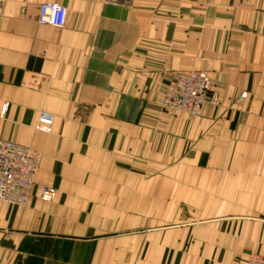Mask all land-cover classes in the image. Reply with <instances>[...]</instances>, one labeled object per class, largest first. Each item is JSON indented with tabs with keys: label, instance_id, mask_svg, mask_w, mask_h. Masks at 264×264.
Wrapping results in <instances>:
<instances>
[{
	"label": "crops",
	"instance_id": "obj_1",
	"mask_svg": "<svg viewBox=\"0 0 264 264\" xmlns=\"http://www.w3.org/2000/svg\"><path fill=\"white\" fill-rule=\"evenodd\" d=\"M178 72L216 105L163 111ZM0 139L41 157L28 204L0 202V264L264 256V0H0Z\"/></svg>",
	"mask_w": 264,
	"mask_h": 264
},
{
	"label": "built area",
	"instance_id": "obj_2",
	"mask_svg": "<svg viewBox=\"0 0 264 264\" xmlns=\"http://www.w3.org/2000/svg\"><path fill=\"white\" fill-rule=\"evenodd\" d=\"M67 9L57 3L42 4L38 9L37 24L45 27L62 28ZM245 97V94L242 95ZM217 95L212 92L209 77L203 72H178L172 75L160 107L163 111L182 114L187 117L199 116L205 104L216 105ZM53 124L50 114L42 113L37 121L39 131L49 133ZM40 155L27 147L0 139V202L11 207L28 204L35 184ZM56 191L43 187L41 201L49 202ZM245 264H264V256L253 254Z\"/></svg>",
	"mask_w": 264,
	"mask_h": 264
},
{
	"label": "rangeland",
	"instance_id": "obj_3",
	"mask_svg": "<svg viewBox=\"0 0 264 264\" xmlns=\"http://www.w3.org/2000/svg\"><path fill=\"white\" fill-rule=\"evenodd\" d=\"M187 205H189V203H182V204H180V207L179 208L182 210V212H187V211L190 210V207L187 206ZM174 220L175 219H172V221H174ZM176 220H194V219L184 217V218H180V219H176Z\"/></svg>",
	"mask_w": 264,
	"mask_h": 264
}]
</instances>
